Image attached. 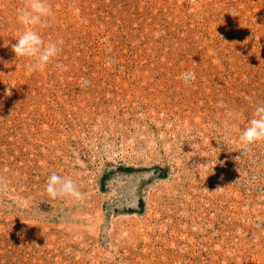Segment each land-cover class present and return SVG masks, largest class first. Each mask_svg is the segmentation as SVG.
<instances>
[{
  "label": "rangeland",
  "instance_id": "1",
  "mask_svg": "<svg viewBox=\"0 0 264 264\" xmlns=\"http://www.w3.org/2000/svg\"><path fill=\"white\" fill-rule=\"evenodd\" d=\"M23 2L0 0V264H264V143L228 132L264 102V0H49L62 50L30 76Z\"/></svg>",
  "mask_w": 264,
  "mask_h": 264
},
{
  "label": "clouds",
  "instance_id": "2",
  "mask_svg": "<svg viewBox=\"0 0 264 264\" xmlns=\"http://www.w3.org/2000/svg\"><path fill=\"white\" fill-rule=\"evenodd\" d=\"M51 15L52 8L49 0H24L23 7L18 11V20L25 28L19 34L17 42L12 45V51L15 59H25L26 75L44 72L62 50V40L45 41L35 30L37 27H46ZM7 94L10 95L11 92ZM246 99L254 105V111L247 126L243 130L235 124L228 127V132L238 133L237 142L242 151H248L253 145L264 143V102H255L252 97H246ZM220 106H223V101L220 102ZM239 115V113H232V120L235 121ZM45 191L53 200L58 197H72L77 200L81 198V193L74 181L61 177L55 172L48 177Z\"/></svg>",
  "mask_w": 264,
  "mask_h": 264
}]
</instances>
